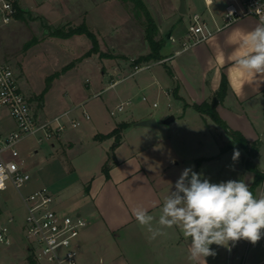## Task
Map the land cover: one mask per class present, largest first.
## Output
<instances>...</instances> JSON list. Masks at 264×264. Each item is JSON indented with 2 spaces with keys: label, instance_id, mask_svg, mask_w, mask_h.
<instances>
[{
  "label": "crops",
  "instance_id": "0c3cea01",
  "mask_svg": "<svg viewBox=\"0 0 264 264\" xmlns=\"http://www.w3.org/2000/svg\"><path fill=\"white\" fill-rule=\"evenodd\" d=\"M144 1L148 6L147 0ZM152 1L158 8H148L158 22L159 37L165 38L162 50L165 58L147 66H135V70L128 76H135L153 64L166 65L170 61L171 66L167 72L154 73L153 77L161 84L162 89H167L166 96L169 97L171 91L174 93L180 107L184 108L183 112H179L178 116L174 114L175 119L171 123L165 122L171 114H165L162 124L156 122V127L140 124L141 121L153 118L148 113L118 121L106 116L96 122L84 119L81 127L69 128L61 138L48 144L50 155L42 160L54 166L44 180H31L24 187L27 192L19 191L23 199V196L47 185L55 195L56 209L62 213L73 211V214L88 218L89 224L78 238L79 260L83 264H191L187 259L190 238L186 239L179 228L173 227L164 228L163 235L149 242L150 233L146 227L138 224L133 215L134 209H146L155 218L153 228L160 227L157 221L171 184L174 185L181 171L189 166L213 183L235 179L246 182L251 188L255 180L254 172L246 164L249 158L247 151L236 146L221 153V148L232 137L211 117L201 114L194 106L214 98L225 74L229 90L225 99L217 106L220 117L231 131L240 132L250 143L261 140L260 135L256 132L253 136L249 135L241 125H251L254 131L257 130L254 126L256 123L264 129V81H261L264 76L247 74L239 69L236 61L251 51L242 42L262 19L257 16L243 17L216 33L207 42L182 49L177 44L182 41L183 45L186 38L176 34L174 22L177 12L182 15L179 11L180 3L169 0V7H164L156 0ZM232 1L221 0L222 3L210 13V18L205 16L213 27H216L215 23H222L225 7ZM67 2L85 7V12H91L87 4H95L94 0ZM24 7L25 5L23 9ZM159 10L164 11L165 16L171 13L168 21L173 19L169 27L166 26V18L169 16H161L160 23L158 16L153 13ZM169 36L173 39L170 40ZM137 67L140 69L136 70ZM116 83L118 82L115 81L112 86ZM98 93L100 91L95 94ZM86 99L64 109L60 115L65 113L68 118H77L75 114L79 110L78 105L82 106ZM84 111L87 110L83 109L82 113ZM189 112H194L195 115L188 116ZM35 114L39 116L38 113ZM39 117L48 119L44 112ZM122 123L129 124V127L121 133L118 144L116 136L96 139L97 135H107ZM6 126L7 130L12 128L10 121H7ZM30 138L37 142L35 137ZM234 150L240 152L235 161L232 159ZM258 156L259 150L252 161L260 171H264L257 162ZM105 165L109 167L110 178L103 172ZM27 168L31 169L28 165ZM58 169L64 176V181L56 177ZM258 190L259 187L254 196ZM1 209L2 207L0 213ZM12 235L11 246H14L16 240L13 231ZM210 247L217 255L206 258L207 264H243L240 260L241 241L237 242L231 252L215 244ZM26 251L29 253V249Z\"/></svg>",
  "mask_w": 264,
  "mask_h": 264
},
{
  "label": "rangeland",
  "instance_id": "374dc122",
  "mask_svg": "<svg viewBox=\"0 0 264 264\" xmlns=\"http://www.w3.org/2000/svg\"><path fill=\"white\" fill-rule=\"evenodd\" d=\"M156 1L160 6L169 7V0ZM177 1L180 4L182 2V0ZM184 1L188 12L179 15L176 11L174 22L177 27L176 34L185 38L190 24V15L200 13L210 18V13L222 3L218 0L207 8L205 0ZM94 2V5L87 4L91 12H85V7L76 3L70 4L67 0H24L25 7L22 14L11 24L0 26L1 56L17 75L19 85L29 98L33 111L39 116H42L44 112L45 117L51 119L60 115L64 109L87 98L82 106L78 105L79 110L75 114L82 125L85 119L83 109L91 115V119L88 120L90 122H96L104 116L118 121L134 118L140 113H148L152 114V119L158 124H162L165 114L169 113L173 116L183 112L184 108L180 107L174 93L171 91V95L166 96L167 89H162L161 84L157 83L153 77L154 73L167 72L168 67L171 66L170 61L166 65L153 64L135 76H128L135 70L134 61L149 52V45L145 38L147 27L145 15L139 12L130 1L94 0ZM147 2L148 6L158 8L152 0ZM153 13L158 16L160 23L161 16H169L166 21L171 17V13L165 16L164 11L161 10ZM154 19L158 25L156 18ZM172 19L166 26H170ZM84 22L96 33L100 52L88 55L93 43L87 35H75L70 38L54 35L58 29L69 30L70 27L79 26ZM181 42L177 45L183 49L184 44L182 45ZM101 53H103L102 56ZM187 55L188 53L185 54ZM148 64H139V66ZM67 65H71L72 68L63 72ZM197 67L199 70L200 64ZM126 76L128 77L125 78ZM115 81L118 83L112 86ZM47 87L49 89L43 97L42 92ZM98 91L100 93L95 94ZM144 97L147 100H143ZM130 99L133 102L125 111L116 116L110 114V111L118 104ZM154 104L157 106L155 107ZM187 115L195 114L189 112ZM4 121L7 123L8 119L5 118ZM235 125L237 126L236 123ZM241 126L251 136L255 135L254 132L260 135L261 140L257 141L259 144L257 162L264 170L263 126L255 123L257 130L253 129L254 131L251 125ZM49 143L39 145L34 138H28L19 146L23 158L31 168L28 169L31 180L38 178L44 180L45 175L54 166L42 160L43 157L47 158L50 155ZM262 173L264 174V171ZM56 174V177L64 181V176L59 169ZM258 187L257 198L264 194V182ZM22 191L27 192V189L23 188ZM0 207H2L0 214L4 218H14L11 228L16 240V246L6 248L0 246V264H29L28 258L32 253L30 251L27 253L29 244L20 231L26 219L27 210L19 191L10 187L7 191L0 192ZM73 213L71 211L70 214ZM241 246L240 260L243 264H264V238L255 245L241 240ZM39 264L53 263L42 261Z\"/></svg>",
  "mask_w": 264,
  "mask_h": 264
},
{
  "label": "built area",
  "instance_id": "2783aa9c",
  "mask_svg": "<svg viewBox=\"0 0 264 264\" xmlns=\"http://www.w3.org/2000/svg\"><path fill=\"white\" fill-rule=\"evenodd\" d=\"M215 1L205 0L207 8ZM23 5L24 0H0V26L11 24L19 11L23 10ZM247 16L264 18V0H233L226 5L222 23H215L216 27L203 14L190 15L184 48L208 41L216 33ZM169 39L172 40L173 37L169 36ZM132 102L130 99L118 104L111 115L116 116L125 111ZM67 116L65 113L51 119L37 116L19 85L17 75L0 53V169H3V175L6 176L5 187L0 192L7 191L10 187L21 192L31 181L27 162L19 149L23 140L35 137L37 143L43 145L61 138L69 128L77 129L82 125L77 118ZM83 117L91 119L87 111H84ZM5 118L12 125L9 130L6 128ZM23 201L27 215L20 230L35 260L38 263L83 264L79 260L78 238L88 226V218L81 214L62 213L56 209L55 195L47 187L23 196ZM13 223V217L4 218L0 214V246L13 244Z\"/></svg>",
  "mask_w": 264,
  "mask_h": 264
},
{
  "label": "clouds",
  "instance_id": "9594fccd",
  "mask_svg": "<svg viewBox=\"0 0 264 264\" xmlns=\"http://www.w3.org/2000/svg\"><path fill=\"white\" fill-rule=\"evenodd\" d=\"M242 43L251 51L237 59V66L249 75L264 76V19ZM239 156L234 150L233 161ZM5 179L0 169V190ZM133 215L150 233L149 242L163 235L164 228H179L186 239L190 238L187 259L191 264H207L206 258L215 257L217 252L210 247L213 244L231 252L241 240L255 245L264 238V194L257 198L242 180L213 183L191 166L171 184L157 221L160 227L153 228L155 218L142 207L134 209Z\"/></svg>",
  "mask_w": 264,
  "mask_h": 264
},
{
  "label": "trees",
  "instance_id": "16d2710c",
  "mask_svg": "<svg viewBox=\"0 0 264 264\" xmlns=\"http://www.w3.org/2000/svg\"><path fill=\"white\" fill-rule=\"evenodd\" d=\"M126 1L132 2L135 8L139 12H142L146 17V22H147L145 38L149 45V52L146 55H142L138 59H136L134 61L135 66H139V64H144V63L148 64L151 62H157V61L163 60L165 56L163 55L162 50L166 43L165 38L159 37L160 29L152 13L148 9L145 1L144 0H126ZM22 11L23 10L19 11V13L17 14V17H19L22 14ZM54 35L60 38H70L75 35H87L92 40V43H93V46L90 49L88 55L100 52L99 41H98L97 35L89 28V26L85 22L79 26L70 27L69 30L58 29L57 31L54 32ZM100 55L102 56L103 53H101ZM110 56H113V55H109L107 57H110ZM70 68H72L71 65H67L63 72H66ZM59 74H62V73H59ZM48 89L49 87H47L42 92L43 97L45 93L48 91ZM228 90H229V81L227 79V76L223 74L220 89L218 90L214 98H212L211 101H205L201 104H196L194 107L201 114L208 115L209 117H211L217 125H219L223 129L228 131L230 136L232 137V140L221 148V153H225L233 149L236 146H239L247 151L249 155V158L246 161L247 167L251 171H253L255 174L254 183L250 188V190L254 194L255 189L264 182V174L262 173V171H260V169L251 159L257 155L259 144L258 142L250 143L240 132L231 131L228 125L225 123V121H223V119L220 117L218 110H217V106L225 99V97L227 96ZM127 127H129V124L122 123L116 129H114L111 133L107 135H97L96 139L100 140V139L108 138L110 136H116V141L118 144L121 139V133ZM117 144L113 148H115ZM200 162L201 161H199V163ZM103 172L105 173L107 178H110L108 165L104 166ZM28 259H29V264H39L35 260L32 254L29 255Z\"/></svg>",
  "mask_w": 264,
  "mask_h": 264
},
{
  "label": "water",
  "instance_id": "95a60500",
  "mask_svg": "<svg viewBox=\"0 0 264 264\" xmlns=\"http://www.w3.org/2000/svg\"><path fill=\"white\" fill-rule=\"evenodd\" d=\"M181 14H187V5L186 2L184 0H182L181 4H180V9H179ZM175 117L174 116H170L168 119H166V123H171L172 121H174ZM141 125L144 126H149V127H156V121L154 119H148L145 121H141L140 122Z\"/></svg>",
  "mask_w": 264,
  "mask_h": 264
}]
</instances>
